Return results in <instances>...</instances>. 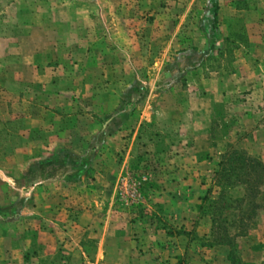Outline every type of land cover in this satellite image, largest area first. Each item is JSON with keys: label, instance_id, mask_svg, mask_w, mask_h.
I'll use <instances>...</instances> for the list:
<instances>
[{"label": "rangeland", "instance_id": "1", "mask_svg": "<svg viewBox=\"0 0 264 264\" xmlns=\"http://www.w3.org/2000/svg\"><path fill=\"white\" fill-rule=\"evenodd\" d=\"M205 2L0 0V264L264 261V172L223 187L231 244L198 210L226 151L264 168V0L214 38Z\"/></svg>", "mask_w": 264, "mask_h": 264}, {"label": "trees", "instance_id": "2", "mask_svg": "<svg viewBox=\"0 0 264 264\" xmlns=\"http://www.w3.org/2000/svg\"><path fill=\"white\" fill-rule=\"evenodd\" d=\"M217 8V0H206L203 15L199 20V29L209 38H214ZM192 50H194V48L180 49L177 53L186 54ZM233 171H235V174L233 179H231L229 173H233ZM263 172V166L255 158L250 157L243 152L231 149L222 155L218 162V169L212 172L210 179L211 187L218 188L216 196L213 197L210 194L211 189L207 188L204 195L199 198L200 205H198V210H202L209 215V236L211 237L212 242L226 245H229L232 242L231 236L226 235L223 231L217 232V229L221 227V223L224 221V219L219 220L216 213V210L222 206L224 199L223 187H231L235 181L243 183V196L230 199V201L235 204L242 201H248L249 205L256 206L257 204L254 202V199L258 194V185L262 184ZM241 226L242 225H240V227ZM227 260L228 264H264V261H243L238 256H235L231 250L228 251Z\"/></svg>", "mask_w": 264, "mask_h": 264}]
</instances>
